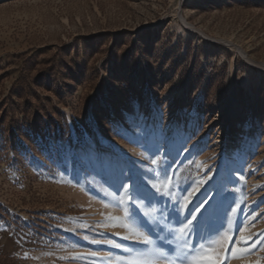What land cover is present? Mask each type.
Instances as JSON below:
<instances>
[{"label":"rangeland","instance_id":"374dc122","mask_svg":"<svg viewBox=\"0 0 264 264\" xmlns=\"http://www.w3.org/2000/svg\"><path fill=\"white\" fill-rule=\"evenodd\" d=\"M184 198L200 264H264V0H0V264H169Z\"/></svg>","mask_w":264,"mask_h":264},{"label":"snow or ice","instance_id":"6c2138e0","mask_svg":"<svg viewBox=\"0 0 264 264\" xmlns=\"http://www.w3.org/2000/svg\"><path fill=\"white\" fill-rule=\"evenodd\" d=\"M153 164H156V161H152ZM149 171H152L150 169ZM123 175V174H122ZM166 184L163 186L158 185L153 179H149L151 187L156 191L153 192L150 188H148V184L142 182V178L138 177L135 174H130L126 177V181L120 185L121 189L126 193L127 200L132 201L129 207L125 210V216L129 221V224L126 226H130L132 230L136 232V234L142 239V242L145 245L152 244V241L149 239V236L145 234V232H150L152 227L159 225V220L153 214L155 211L154 203H160L161 201L157 199L156 193H162L164 196H170L179 204L180 198L175 196V185H172V179L167 176V171L164 172ZM172 186V191H169V186ZM195 191V190H193ZM192 193H189V197H191ZM144 201L148 202V207L152 208L153 211H143V215H136L131 213L132 207H138L139 203H143ZM189 199L184 198L183 203L179 205V207L173 209V213L169 215H173L175 219V223L178 225L177 228H168V237H163V239L175 240L177 241V247L172 249V253L175 254V259L169 261V264H200V261L197 259V256L201 252V250L205 249V243H200L199 248L195 245L189 243V235L192 232L193 220H197L198 217L192 215V213L198 211L204 201H201L199 204L194 205L192 208H188ZM119 203H125V199L121 198ZM182 209H188V215L184 216L181 219L179 213ZM217 209H213L215 212ZM207 211V209H205ZM232 212L235 213L236 209H232ZM203 215V213H201ZM189 216L191 217L189 219ZM161 218L163 217V211L161 212ZM229 228L232 227V221L228 220ZM161 231H165L164 228ZM220 236L219 230L216 233V238L208 237V245L220 244L221 249H223V245L228 243L230 237L224 236L223 239H219ZM264 251V249H261ZM160 257H163L164 253L160 252L158 254ZM148 264H156L155 260L148 262ZM255 264H260V261H256Z\"/></svg>","mask_w":264,"mask_h":264},{"label":"bare ground","instance_id":"6f19581e","mask_svg":"<svg viewBox=\"0 0 264 264\" xmlns=\"http://www.w3.org/2000/svg\"><path fill=\"white\" fill-rule=\"evenodd\" d=\"M182 37H187V33L186 32H182ZM152 147V145L150 144V147L149 148H151ZM131 235V234H130ZM132 237H133V239H137V236L135 235V234H132ZM141 243V242H140ZM139 243V244H140Z\"/></svg>","mask_w":264,"mask_h":264},{"label":"trees","instance_id":"16d2710c","mask_svg":"<svg viewBox=\"0 0 264 264\" xmlns=\"http://www.w3.org/2000/svg\"><path fill=\"white\" fill-rule=\"evenodd\" d=\"M15 91H16V88L15 89L13 88L12 91H11V95H12L11 97H13Z\"/></svg>","mask_w":264,"mask_h":264}]
</instances>
